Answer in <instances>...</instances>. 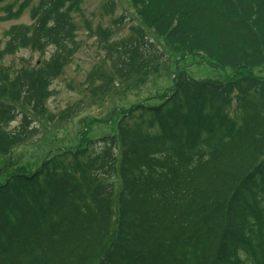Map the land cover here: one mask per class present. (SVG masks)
<instances>
[{"label":"trees","instance_id":"16d2710c","mask_svg":"<svg viewBox=\"0 0 264 264\" xmlns=\"http://www.w3.org/2000/svg\"><path fill=\"white\" fill-rule=\"evenodd\" d=\"M0 21L17 18L33 0ZM82 0H38L0 45V155L37 133L51 84L77 49ZM138 24L98 34L110 76L157 73L171 53L228 69L199 80L177 69L156 104L123 110L110 134L63 148L0 180V264H264V0H130ZM54 51L12 68L21 48ZM89 73L92 93L110 91ZM131 85L132 82H129ZM20 116L15 128L9 124ZM114 179L119 180L116 189Z\"/></svg>","mask_w":264,"mask_h":264},{"label":"rangeland","instance_id":"374dc122","mask_svg":"<svg viewBox=\"0 0 264 264\" xmlns=\"http://www.w3.org/2000/svg\"><path fill=\"white\" fill-rule=\"evenodd\" d=\"M32 3L14 19L0 21V45L6 40L5 32L13 24H29V9ZM11 10H15L20 1L12 0ZM8 1L0 2V15L5 14ZM81 13L74 19L77 25L75 40L77 49L72 61L63 73L51 84L52 94L46 103V114L42 117L30 116V126L37 133L25 143L14 147L7 155H0V180L13 168L24 166L35 168L47 156L70 147L80 145L82 137L96 139L110 134L123 110L138 102L156 104L161 101L172 87L173 75L177 69H185L193 78L199 80H224L232 75L228 69L211 66L210 61L202 58L200 53L179 55L171 53L163 62L157 73L148 74L143 79L134 76L133 85L120 83L116 77L110 76V68L106 61L98 34L104 32L108 40L124 37L130 25L136 26L138 19L136 10L130 0H82ZM48 46L44 52L21 48L14 54L5 56L3 65L15 68L21 60L34 64L38 59H48L54 51ZM105 72L110 76L112 85L106 93H92V85L88 80L89 73ZM254 74L264 76V66L255 68ZM20 122L18 115L9 128H15ZM118 189L119 180L114 179Z\"/></svg>","mask_w":264,"mask_h":264}]
</instances>
